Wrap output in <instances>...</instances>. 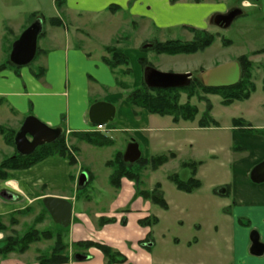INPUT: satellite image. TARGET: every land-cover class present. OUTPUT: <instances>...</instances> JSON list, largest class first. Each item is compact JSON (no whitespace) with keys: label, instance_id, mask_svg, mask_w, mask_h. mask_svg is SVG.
<instances>
[{"label":"rangeland","instance_id":"rangeland-1","mask_svg":"<svg viewBox=\"0 0 264 264\" xmlns=\"http://www.w3.org/2000/svg\"><path fill=\"white\" fill-rule=\"evenodd\" d=\"M215 1L219 3L218 6L208 10L206 13L209 21L206 18L201 19L196 16H181L177 19L178 23H175V26L159 29L151 21L132 19L122 14V16H118L115 19H110L109 14H102L100 18L84 17L79 19L72 13L69 14L66 10H63L64 7L62 9L57 8L55 0H0V65L7 61L11 52L10 47L14 40L34 23L31 15L37 13L38 17L46 20L43 25L46 35L42 36L38 41V46L42 50L49 51L55 48L54 43L51 41L53 33L58 32L59 37L64 42L67 36L66 33L69 34L70 32L72 41L77 46H82L80 36L88 38L89 41L87 40V43L89 42L88 44L94 49V52L101 51L100 46L107 45L102 47L103 52H105L104 59L111 60V54L107 51L108 47L123 51L129 59L128 64L115 68L108 66L116 72L118 85L127 91V96L132 90L144 85L147 86L145 81L147 68H154L165 73L192 74L191 84H194L196 94L190 101L192 105L198 107L199 115L194 121L181 122L174 134L172 133V128L175 129L177 127L173 125L170 116L151 115L150 128L143 132V135L148 138L163 137L165 141L158 147H155L154 144L147 146L132 131L133 125L130 120L129 122L120 121L119 113H117L115 121L107 125V129L101 132H96L94 129L91 131L112 139L113 146L104 148L87 146V148H81L80 141L78 142V138L74 134L65 133L66 144L72 149H77L70 146V142H73L81 150L79 152L81 156L80 164L97 175V181L89 183L87 187L81 189L77 185L80 196L85 197L95 190L106 192L110 189L111 184L107 179V173L111 172V169L106 166V161L112 160L118 152L125 153L132 140L139 144L142 155L145 158L167 155L170 152H175L177 155L176 159L169 161L158 170H152L151 168L144 170L139 190L151 191L159 183L163 186L169 198L173 197L176 199L178 198L177 194L170 190H175L176 192L180 190L170 181L169 176L172 174H178L182 181H188L191 178L200 180L203 187H217L221 184H230L232 182L229 171L233 168L234 161L243 157V152L240 150L241 148H238L239 146L232 148L231 129L233 128V120L243 119L251 125L255 131L245 132L248 136L259 135L260 127L264 128V53H256V51L264 49V0H249L251 6L248 7L243 5L242 7L241 1L235 0V3L243 10L244 14L226 29L217 26L214 22L211 23V20L217 15L227 13L229 8L235 3L232 0ZM146 8L148 10L149 6ZM165 16L162 20L166 21L168 20L167 18H170L168 15ZM53 17L62 18L60 19V24H62L60 29H56L55 26L50 24L49 19ZM192 27L199 31L215 34L216 37L213 44L204 51L191 55L171 56L159 54L152 49L153 43L157 42H192L196 37V33L191 30ZM147 45L152 46L146 48ZM244 55L249 56L250 61L254 65L252 81L256 86V90L249 100L236 101L230 106H225L222 104V97L207 94L197 86L198 80L204 85L202 75L207 70L236 62L239 57ZM42 60L43 57L39 55L35 61L25 67L37 70L42 65ZM187 102V94L182 93L180 103L185 104ZM210 103L212 105L210 115L219 123V127L201 128L199 121ZM130 107L132 109H140ZM2 126L10 128L8 122L3 123ZM112 126L118 127L120 130L122 128H128L129 130L111 134L110 127ZM63 130L66 129L64 128ZM70 135L72 136L71 139ZM1 136L0 134V164L5 158L15 154L14 147L7 145ZM240 146L242 145L240 144ZM79 153L76 152L75 156L77 157ZM186 162L195 164L194 168L190 166L184 167L183 164ZM7 181H0V183ZM177 200V204L172 203L167 209L154 204L152 214H155V216L151 215L150 217L154 219V217H158L156 214H160V212L163 214L159 215V219L157 218L158 223L156 225L146 226L151 228L150 233L154 243L148 238L143 243L154 244L149 249L151 250L150 253L154 264H264V255L254 256L249 248L244 250L237 244L235 254H233L232 249L228 248L227 240L223 238L224 235H222L220 230L216 231L215 228H212V231H209L208 234L213 238V255L206 256L205 240H202L198 247H188V241L195 242L194 235L196 232L192 228L191 223L193 212L190 211L189 204L183 201V195L180 196V200ZM220 205V203L219 205L218 203H213L214 224L217 226H220L221 222L224 221L228 212L230 214L234 212V208H223L224 206ZM45 208L44 203L39 201L31 204L24 214L15 212L7 219L1 217V221L6 225L7 230L0 232V241L15 234H24L31 229L39 231L52 230L55 237L60 228L59 230L56 228L55 222L45 211ZM88 211L90 212L91 209H88ZM130 211L131 208L129 207ZM253 217L255 218L254 220L243 219L242 223L244 226L249 228L251 224L259 222V214ZM12 219H15L17 223H11ZM254 231V229L250 230L249 239ZM66 235L68 236L65 239L69 245L70 262L79 261L76 258L77 255L86 256L87 260H89L91 258L90 249L82 251L73 249L72 246L75 243H70L69 227ZM54 240H41L31 244L26 257L30 259L37 257L38 261L40 256L49 255L53 249ZM88 241L100 243L94 240ZM209 241L208 238V247L210 246ZM143 243H141L142 246H144ZM147 244L145 247L148 246ZM35 249L40 251H35ZM36 252H38V255ZM11 254L6 257H0V259H6Z\"/></svg>","mask_w":264,"mask_h":264},{"label":"crops","instance_id":"crops-1","mask_svg":"<svg viewBox=\"0 0 264 264\" xmlns=\"http://www.w3.org/2000/svg\"><path fill=\"white\" fill-rule=\"evenodd\" d=\"M232 1L235 3V0ZM218 4L215 0L202 2L195 0H66L63 10L79 19L100 18L102 14H109L110 19L127 15L128 18L151 21L159 29H166L178 23L177 19L181 16H196L207 20L208 10L216 8ZM112 6H118L119 10L111 11ZM147 6H149L148 10ZM238 7L235 3L228 12ZM165 15L170 17L167 18L169 21L162 20L166 17ZM215 17L212 18L211 23L214 22ZM61 25L55 28L60 29ZM66 34L64 42L58 32L51 35L55 48L49 51L40 49L39 55L43 57V60L37 70L24 66L20 69L5 68L0 71V99L3 100L0 105V125L8 122V126L18 132L24 120L33 115L49 127L65 128L66 130H63L65 133H85L95 126L89 119L91 106L106 102L116 107V117L119 113L121 122H129V120L132 122V131L147 146L154 144L158 147L163 144L165 141L163 137L157 136L153 139L143 135V132L150 128L151 114L146 110L132 109L127 103V91L119 87L116 72L104 62L105 52L102 47L107 45L100 46L101 51L94 52L89 42L87 43L88 38L80 36L82 46H77L72 41L70 32ZM181 122L183 121L179 123L172 121L177 127L172 128L173 134ZM110 128L111 134L129 130L128 128L120 130L114 126ZM263 129L260 127V130ZM231 135L232 148L239 146L243 157L235 160L233 168L229 171L232 178L230 184L224 183L217 187L202 186L193 193L170 190L177 194L176 199L169 198L161 185V191L168 206L172 203L177 204V199L180 200L182 195L183 201L189 204L188 207L193 212L192 228L196 234L195 242L188 241L187 246L198 247L202 240H205L206 256L213 255V238L208 235L212 228L221 231L233 254H235L236 244L244 250L250 249L251 229L259 233L264 243V183L257 184L251 179L253 169L264 162V134L248 136L245 131L233 126ZM77 140L80 141L81 148L92 146ZM70 146L76 147L78 153L81 152L77 144L70 142ZM76 158L78 164L75 167H71L65 159L52 157L30 169L10 172L9 180L0 183V217L7 219L11 214L28 208L46 197L66 199L72 204L73 212L69 225L70 243L94 240L121 252L128 258L126 264H154L151 250H149L154 245L151 228L140 225L141 220L151 215L155 216L152 214L154 204L143 197L136 196L135 183L127 178L121 180L119 190L110 186L106 192L95 190L85 197L80 196L78 188L80 175L86 173L88 182L89 176L92 178L91 182L97 181V175L80 164V153ZM111 174L112 169L107 173L108 181ZM73 176L74 180H72ZM80 188L83 189V187ZM213 203L218 205L220 203V206H224L223 208H234L233 214L228 212L220 226L214 224ZM129 207L131 211L125 212L129 210ZM88 209L91 211L89 212ZM162 214L160 212L156 216L159 217ZM257 214H259V222L251 224L249 228L244 226L243 219L254 220L253 216ZM101 218H115L117 222L99 227ZM125 220L127 224L123 225L121 222ZM147 238L153 243H143ZM146 244L148 248L145 247ZM35 251L40 250L35 249ZM38 252H36L37 255ZM27 253L11 254L6 259H0V264H39L37 257L27 258ZM89 253L91 255L89 260L68 264H106L100 250L91 248Z\"/></svg>","mask_w":264,"mask_h":264},{"label":"trees","instance_id":"trees-1","mask_svg":"<svg viewBox=\"0 0 264 264\" xmlns=\"http://www.w3.org/2000/svg\"><path fill=\"white\" fill-rule=\"evenodd\" d=\"M195 1L198 2L200 0ZM55 4L57 8L62 9L66 5V0H55ZM118 8V6H112L110 10L116 11L118 10ZM31 17L32 19H34V22L40 20L43 25L46 21L44 18L38 17L37 13H33ZM49 22L53 26L61 25V20L59 18H51L49 19ZM191 30L196 33V37L192 42H157L155 44L153 43L152 49L159 54H167L171 56L181 54L191 55L196 54L200 51H204L205 49L209 48L215 41V34L199 31L193 27L191 28ZM43 35H45L44 30L40 35L39 39ZM18 38H16L14 42L18 40ZM13 43L10 47L11 50ZM107 51L109 52V54H111V60L104 59V62L111 68L128 64L129 59L123 51H120L114 47H108ZM40 52V48L38 47L36 59L39 56ZM256 53L263 54L264 49L256 51ZM237 62L240 65L241 76L239 82L234 86L223 88H210L204 86L200 80L197 81V86L200 87L202 91L207 94L219 95L220 97H222V104L225 106H230L236 101L249 100L256 90V86L252 81V70L254 65L252 64V61H250L249 56L247 55L239 57ZM5 68L20 69L21 67L13 64L10 61L9 55L7 61L0 65V71ZM182 93L187 94L188 96V102L185 104L180 103ZM195 94L196 91L194 90V84H191L184 88L170 89H156L144 85L143 87L132 90L131 93L127 96L126 101L130 106L146 110L151 115L170 116L174 123H179L180 121H194L199 115L198 107L192 105L190 101L192 98L195 97ZM2 103L3 100L0 99V105ZM211 110L212 105L210 103L208 104L206 111L203 113L199 121V126L201 128L219 127V123L210 115ZM233 126L245 132L255 131L252 129L251 125L243 119H234ZM259 133L264 134V129L259 130ZM0 134L4 138L6 144L13 146L15 149V154L9 158H5L0 164V181L9 180L10 172L12 171H22L30 169L36 164L42 162L43 160L52 157L67 160L71 167H75L78 164L77 158L75 156V153L78 152V150L72 149L66 144L65 132H63L60 138L54 141L53 143L39 147L33 154L28 156H21L16 151L15 136L17 134V130H12L11 128H7L5 126L0 125ZM74 136L79 140L98 148L110 147L114 144L112 139L100 133H75ZM123 155V152H118L112 160L106 163V166L112 169V174L110 176L109 181L111 186L116 190H119L121 186V180L123 178H127L135 183L136 196L143 197L145 200L151 201L152 204H156L164 209H167L168 204L163 197L161 185L159 183L156 184L154 189L151 191L139 190V186H141L142 173L144 170H146L147 168H151L152 170H158L161 166L167 164L169 161L176 159V153L170 152L167 155L155 156L148 159L142 156L141 159L135 164L126 163L123 159ZM194 165L195 164H190L187 162L183 164L184 167L190 166L193 168ZM136 167L138 168L135 169ZM91 179V176H89V182H87V184L83 188L87 187V185L91 183ZM169 179L178 190L185 193H193L202 187L201 181L195 178H191L188 181H182L178 174H172L169 176ZM72 180H74V176L72 177ZM41 202L43 203L42 200ZM28 208L17 212V214L26 213V210ZM45 211L49 214L46 208ZM128 211L129 210H125V212ZM115 222L116 219L101 218L99 220V227H103L106 224H111ZM11 223L16 224L17 221L15 219H12ZM157 223L158 219L155 217L154 219H152V217H149L145 220L140 221V225L143 227L156 225ZM122 224L126 225L127 222L122 221ZM55 225L57 226L56 228L58 230L60 228V231L55 237L52 230L39 231L36 229H31L25 232L24 234H15L14 236L5 238L4 240L0 241V257H6L11 253L24 254L29 250L31 244L39 242L41 240H54L56 238V240H54L55 243L51 253L49 255L40 256L38 263H69V245L65 239L67 236L66 234L68 233V228H64L63 226L57 225L56 223ZM6 230L7 227L3 224L0 217V232H5ZM72 247L73 249L79 251L96 248L103 253L106 264H126L128 262V259L123 256L120 252L114 250L113 248L105 244L86 241L75 243Z\"/></svg>","mask_w":264,"mask_h":264},{"label":"water","instance_id":"water-1","mask_svg":"<svg viewBox=\"0 0 264 264\" xmlns=\"http://www.w3.org/2000/svg\"><path fill=\"white\" fill-rule=\"evenodd\" d=\"M240 8L233 9L226 14L217 15L214 23L221 28L230 27L233 22L243 15ZM43 32L42 22L36 21L28 27L16 40L12 46L10 61L20 67L31 64L38 52L39 36ZM152 45H147L146 48ZM241 70L238 62H231L216 68L207 70L202 75L203 83L210 88L231 87L239 82ZM192 74H175L160 72L154 68H149L145 75L148 87L156 89L184 88L191 84ZM116 117V107L113 104L100 102L91 106L89 119L93 125L109 124ZM63 134L61 128H52L43 123L37 117L28 116L15 136L16 151L21 156L33 154L39 147L53 143ZM142 157L140 146L136 142H131L123 156L126 163L135 164ZM251 179L254 183H264V162L257 165L252 173ZM88 182L86 173H82L79 178V186L84 187ZM221 192V191H220ZM43 203L55 223L64 227H69L72 220V204L66 199L46 197ZM250 252L254 256L264 255V244L260 240L257 231L250 236ZM79 261L87 260V257L77 255Z\"/></svg>","mask_w":264,"mask_h":264},{"label":"built area","instance_id":"built-area-1","mask_svg":"<svg viewBox=\"0 0 264 264\" xmlns=\"http://www.w3.org/2000/svg\"><path fill=\"white\" fill-rule=\"evenodd\" d=\"M106 129V126H104V125H99V126H97L94 130L95 131H99V132H101V131H103V130H105Z\"/></svg>","mask_w":264,"mask_h":264},{"label":"clouds","instance_id":"clouds-1","mask_svg":"<svg viewBox=\"0 0 264 264\" xmlns=\"http://www.w3.org/2000/svg\"><path fill=\"white\" fill-rule=\"evenodd\" d=\"M243 6H249V0H243Z\"/></svg>","mask_w":264,"mask_h":264}]
</instances>
